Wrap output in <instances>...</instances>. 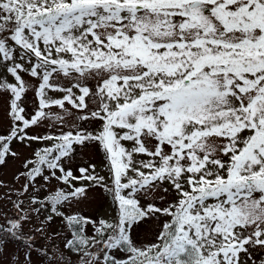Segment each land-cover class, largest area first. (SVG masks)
Wrapping results in <instances>:
<instances>
[{
  "label": "snow or ice",
  "instance_id": "snow-or-ice-1",
  "mask_svg": "<svg viewBox=\"0 0 264 264\" xmlns=\"http://www.w3.org/2000/svg\"><path fill=\"white\" fill-rule=\"evenodd\" d=\"M29 89L39 100L31 115L23 106ZM0 93L11 95L0 166L20 158L13 142H53L24 159L16 214L0 217V258L10 243L23 248L9 264H32L33 252L48 264H264V0H0ZM54 105L63 115L46 111ZM49 119L58 134H29ZM89 120L100 129L80 126ZM93 144L111 185L95 165L75 176L62 163ZM52 178L71 190L32 195L25 212L20 197ZM93 189L111 198L113 220L63 210ZM169 189L175 199L157 206L154 194ZM161 216L155 241L138 242L134 227ZM54 217L71 232L64 248L75 261L34 247L33 233Z\"/></svg>",
  "mask_w": 264,
  "mask_h": 264
},
{
  "label": "rangeland",
  "instance_id": "rangeland-1",
  "mask_svg": "<svg viewBox=\"0 0 264 264\" xmlns=\"http://www.w3.org/2000/svg\"><path fill=\"white\" fill-rule=\"evenodd\" d=\"M24 79L29 81L34 87L38 85L39 81L36 78L30 77L28 74H23ZM7 80L9 82H14V78L11 74H7ZM59 83L63 86H71L68 84V81L63 77L59 78ZM91 86V85H90ZM76 91V89H73ZM50 96L54 98H60L64 95L62 92H53L49 91ZM79 93H77L78 95ZM11 100L10 93H0V135H7L10 127L11 121L8 116L9 104ZM39 100L33 89H29L24 97V104L26 113L29 115L34 114L36 107L38 106ZM66 107L71 111L76 112L77 110L72 108V105L66 102ZM89 107H94L89 103ZM46 111H51L52 113H59L63 115V109H60L58 106H52ZM65 119H74L73 117H65ZM80 126L87 129L90 132H96L100 129V121H80ZM67 131L68 128L63 129ZM60 131V125L54 120H46L43 125L39 127H33L29 130L30 135H48V134H58ZM52 141H35L31 142L30 146H25L13 142V150L20 153L19 159H8V162L4 166H0V181L5 185L0 187V217L7 216L13 217L16 214V209L13 207V203L17 201V193L15 190L21 189L25 183L24 179L21 178L19 181L15 179L16 175L23 171L22 163L25 158L32 159L34 158V153L43 148L49 147L52 145ZM124 143V142H122ZM143 158V157H140ZM64 167L70 169L73 172V175L79 176L80 168H89V171L92 169L90 165H95L94 172L97 175L105 177V180L111 185L110 172L107 166V160L105 154L99 145H90L86 149L76 148V151L72 154L71 158H64L62 160ZM51 170H46L45 174H49ZM61 173L56 170V176H60ZM76 186H80V181L74 182ZM87 183V182H84ZM167 187V185H165ZM60 189L71 190L70 186L65 184L63 181L52 178L48 182L38 179L36 182V190L29 188V192L25 196H21L20 199L23 201L21 208L25 212L30 210V207L35 205H30L29 197L32 195H37L41 200H44L46 197L51 194L56 193ZM92 197L79 205H73L71 210L63 209L65 212L71 211L72 213L79 212L82 216L90 217L92 219L103 218L106 220H113L116 216L115 209L111 203V198L102 194V189H93ZM9 194H11V199H9ZM156 199L157 206H166L167 202L173 201L175 199V194L169 189L168 193H157L154 194ZM163 195L165 197L164 201H161L158 196ZM144 201H142L143 203ZM51 210V204L47 210H42V213L39 217L33 216V219L29 224L24 226V230L27 233L29 229L38 228L41 224V221L44 220V217L49 214ZM166 217H158L156 220L149 221L147 224H140L134 227L133 235L138 242H154L156 235L158 233V224L162 223ZM3 222V219L0 218V223ZM85 232L87 235L93 234V226L85 225ZM36 236L35 248L39 249L41 246L49 249V255L52 254L51 249L56 248L64 252V254L71 258L72 261L76 260V255L69 250L64 248V242L66 239L71 238V232L66 226L65 222L60 217H54L53 221L47 225L46 231L41 233H33ZM20 256L23 258V248L18 243H10L8 245L7 253L4 257L0 258V264H9V259L12 256ZM120 254L118 253V256ZM264 255V253H260ZM32 264H48L46 259H42L41 253L33 252L32 253ZM251 264V262H249Z\"/></svg>",
  "mask_w": 264,
  "mask_h": 264
},
{
  "label": "trees",
  "instance_id": "trees-1",
  "mask_svg": "<svg viewBox=\"0 0 264 264\" xmlns=\"http://www.w3.org/2000/svg\"><path fill=\"white\" fill-rule=\"evenodd\" d=\"M38 195V194H37ZM37 195H35V196H37Z\"/></svg>",
  "mask_w": 264,
  "mask_h": 264
}]
</instances>
